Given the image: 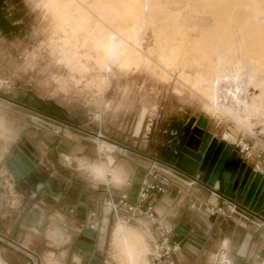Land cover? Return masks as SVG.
Instances as JSON below:
<instances>
[{"label": "rangeland", "instance_id": "374dc122", "mask_svg": "<svg viewBox=\"0 0 264 264\" xmlns=\"http://www.w3.org/2000/svg\"><path fill=\"white\" fill-rule=\"evenodd\" d=\"M261 13L264 0H0V155L24 139L64 173L76 137L93 159L99 140L160 159L204 116L264 171Z\"/></svg>", "mask_w": 264, "mask_h": 264}, {"label": "crops", "instance_id": "0c3cea01", "mask_svg": "<svg viewBox=\"0 0 264 264\" xmlns=\"http://www.w3.org/2000/svg\"><path fill=\"white\" fill-rule=\"evenodd\" d=\"M72 140L68 154L61 153L69 158L64 173L55 170L56 155L46 146L31 150L36 163L21 180L6 164L19 150L0 155V264H90L93 257L102 264H129L131 258L130 264H224L221 253L229 264L264 263L262 220L234 212L224 199L174 169L178 146L160 159L122 149L111 154L110 163L98 143L93 159L86 143ZM156 164L166 166L164 192H152L142 208L129 212L121 197L133 203L141 183L151 180L149 172L159 170ZM146 206H152L154 217ZM218 206L225 213L211 215L209 209ZM180 223L203 242L176 244L172 231ZM85 231L93 232L92 238ZM131 233L136 245L129 249Z\"/></svg>", "mask_w": 264, "mask_h": 264}, {"label": "water", "instance_id": "95a60500", "mask_svg": "<svg viewBox=\"0 0 264 264\" xmlns=\"http://www.w3.org/2000/svg\"><path fill=\"white\" fill-rule=\"evenodd\" d=\"M207 119L200 116L189 134L183 136L172 167L184 173L188 178L201 176L196 180L212 195L239 205L253 217L264 222V173L254 170L230 145L228 151L216 155L224 141L205 132ZM19 151L10 157L7 166L13 175L21 180L27 176L36 163L30 147L21 139L17 143ZM173 241L180 247L188 246L187 240L201 244L203 239L195 231L180 223L172 231ZM84 235L92 238L93 232L85 231ZM87 249L91 244L87 243ZM193 249L192 247H190ZM90 264H102L97 257Z\"/></svg>", "mask_w": 264, "mask_h": 264}, {"label": "built area", "instance_id": "2783aa9c", "mask_svg": "<svg viewBox=\"0 0 264 264\" xmlns=\"http://www.w3.org/2000/svg\"><path fill=\"white\" fill-rule=\"evenodd\" d=\"M243 150L247 151V147H245L244 149L241 150V152H243ZM261 154V153H260ZM260 156V155H258ZM242 157V156H241ZM243 158V157H242ZM161 167H166L162 164H160ZM254 170H258L260 172L263 173L262 170L258 169V165H255L253 167ZM162 172H159V170H153L151 172H149V175L151 177V180H144L141 183V186L139 187V190L137 192L135 201L133 203H126L127 201V197L125 195H123L121 197V202L124 203L126 205V209L129 212H135L137 211V209L142 208L149 196V194H151L152 192H156V193H163L165 190V187L167 186V184L169 183V178L168 176L164 173L163 169L161 168ZM197 176V175H196ZM196 176L194 178H190L193 182H196ZM225 202L232 206V209L234 212H237L238 210L244 212L246 214V216L249 218V216L253 217L252 215H250L247 211L243 210L239 205L226 201ZM145 212L148 214L149 217H154V210L152 208V206H146L145 207ZM209 213L211 215L213 214H224L225 213V209L222 206H218V207H211L209 209ZM264 224V222H263ZM164 254H167V252L165 251ZM224 257V264H229V261L227 260V258L225 257V255L223 253H221L220 258ZM258 264H263V263H258Z\"/></svg>", "mask_w": 264, "mask_h": 264}, {"label": "bare ground", "instance_id": "6f19581e", "mask_svg": "<svg viewBox=\"0 0 264 264\" xmlns=\"http://www.w3.org/2000/svg\"><path fill=\"white\" fill-rule=\"evenodd\" d=\"M253 1V0H252ZM252 6V5H251ZM89 12H91V11H89ZM250 14V13H249ZM262 14V13H261ZM256 21L258 22V23H260V27L262 28V29H264V14H262L261 16H259V17H257L256 18ZM95 22H102L100 19H96L95 20ZM94 22V23H95ZM254 22V21H253ZM94 26H96V25H94ZM259 28V27H258ZM99 29H100V27H99ZM260 29V28H259ZM103 30V29H102ZM101 31V30H100ZM118 33V32H117ZM117 33H114L113 32V30L110 32V35H109V37H108V39H107V41H105L106 43H104V44H102V50H103V54H104V56L106 57V58H108V59H110V58H112V57H115V56H117L118 55V48H119V42H120V40H121V38L119 37V35L117 34ZM106 34H108V33H106ZM106 37V36H105ZM95 39V38H94ZM123 39V38H122ZM124 41H126V40H124ZM103 42V41H102ZM122 43V42H121ZM122 45V44H121ZM129 46V45H128ZM140 48V47H139ZM133 49V48H132ZM120 50V49H119ZM136 50V49H135ZM138 50H140V49H138ZM100 53V52H99ZM104 57V58H105ZM116 58V57H115ZM107 59V60H108ZM125 60H126V58H125ZM112 61H114V60H112ZM116 61V60H115ZM104 62V61H103ZM111 62V61H110ZM106 64V63H105ZM121 64V63H120ZM108 66V65H107ZM108 68V67H107ZM106 70V69H105ZM105 80V79H104ZM213 83V82H212ZM214 84V83H213ZM209 87V86H208ZM202 97V96H201ZM263 100V99H262ZM213 102V101H212ZM251 105V104H250ZM245 107V106H244ZM247 107V106H246ZM244 109V108H243ZM261 113H262V111H261ZM258 115V114H257ZM143 120H144V111L141 113V115H140V117H139V120H138V123H137V125H136V129H135V133L136 134H138L139 132H140V129H141V127H142V124H143ZM254 127V126H253ZM98 141V140H97ZM244 147H245V144L243 145ZM98 147H99V150H106L108 153H107V159H108V161L111 163L112 161V156H111V152H112V149H114V148H116L117 146L116 145H114V144H108V143H106L105 141H102V140H99V144H98ZM229 147H230V143H228V142H226V141H224V145L222 146V147H220L218 150H217V153H216V155H220L221 153H223L224 151H228V149H229ZM105 152V151H104ZM258 169H260L259 167H258ZM119 231V230H118ZM117 233V232H116ZM130 234V233H129ZM131 235H132V233H131ZM127 242V245H126V247L128 246V248L129 247H131L132 245H136V241H135V238L133 237V235L132 236H129V238L126 240ZM121 245V244H120ZM130 249V248H129ZM128 249V250H129ZM134 249V250H133ZM132 250L133 251H135V247L133 248ZM130 252V251H129ZM132 252V251H131ZM127 254V253H126ZM132 254V253H131ZM130 254V255H131ZM130 257H132V256H130ZM131 260H132V258H131ZM130 260V263L132 262ZM129 263V264H130ZM133 263V262H132ZM135 263H136V261H135ZM264 264V263H263Z\"/></svg>", "mask_w": 264, "mask_h": 264}, {"label": "flooded vegetation", "instance_id": "af4514ba", "mask_svg": "<svg viewBox=\"0 0 264 264\" xmlns=\"http://www.w3.org/2000/svg\"><path fill=\"white\" fill-rule=\"evenodd\" d=\"M186 134H189V133H186ZM183 136H186L185 133L183 134ZM182 140H184V138L182 137Z\"/></svg>", "mask_w": 264, "mask_h": 264}]
</instances>
